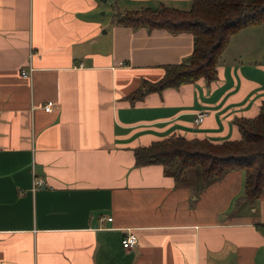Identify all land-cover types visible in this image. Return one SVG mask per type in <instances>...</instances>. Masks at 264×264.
Listing matches in <instances>:
<instances>
[{
	"label": "crops",
	"instance_id": "1",
	"mask_svg": "<svg viewBox=\"0 0 264 264\" xmlns=\"http://www.w3.org/2000/svg\"><path fill=\"white\" fill-rule=\"evenodd\" d=\"M190 5L0 0V264H264V194L236 205L242 170L202 186L195 168L176 183L162 165H135L134 149L157 140H240L234 120L264 103V23L231 37L211 83L130 101L188 58L192 37L112 16ZM49 101L58 108L45 112ZM128 230L137 243L124 249Z\"/></svg>",
	"mask_w": 264,
	"mask_h": 264
},
{
	"label": "trees",
	"instance_id": "2",
	"mask_svg": "<svg viewBox=\"0 0 264 264\" xmlns=\"http://www.w3.org/2000/svg\"><path fill=\"white\" fill-rule=\"evenodd\" d=\"M114 23L129 28L146 27L185 32L192 37V50L181 63L163 66L162 77L145 81L130 94V101L150 92L177 88L203 79L209 84L217 78V65L231 37L238 31L264 23V0H191L188 10L161 6L116 11ZM240 140L212 143L206 139L170 137L134 149L135 165H162L179 183L184 174L195 168L200 184L232 170L244 172L243 194L236 205L253 203L264 194V103L252 118L234 120ZM264 232V224H257Z\"/></svg>",
	"mask_w": 264,
	"mask_h": 264
},
{
	"label": "built area",
	"instance_id": "3",
	"mask_svg": "<svg viewBox=\"0 0 264 264\" xmlns=\"http://www.w3.org/2000/svg\"><path fill=\"white\" fill-rule=\"evenodd\" d=\"M31 71H32V67L29 66L27 69H21L20 70V75L23 78H30ZM57 108H58V103L56 101H49V102H47V103H45L43 105V110L45 112H51L52 110H55ZM206 116H207V112L206 111L198 112L195 115L193 123L195 125L201 124ZM34 185L35 186L42 185V180L41 179H36V181H34ZM102 219H104V218H102ZM106 219L107 220H111V218H106ZM120 242H121L122 248L130 249V248H132V247H134L136 245L137 237H136V235L133 232H131L129 230L128 231H123V235H122V238H121Z\"/></svg>",
	"mask_w": 264,
	"mask_h": 264
},
{
	"label": "rangeland",
	"instance_id": "4",
	"mask_svg": "<svg viewBox=\"0 0 264 264\" xmlns=\"http://www.w3.org/2000/svg\"><path fill=\"white\" fill-rule=\"evenodd\" d=\"M189 8H187L185 10H188ZM136 9H140V8H136ZM111 11H112V8H110V7H107V9H105V18H104V20H107L109 18V14H110Z\"/></svg>",
	"mask_w": 264,
	"mask_h": 264
}]
</instances>
